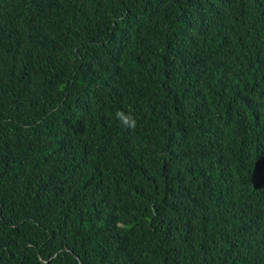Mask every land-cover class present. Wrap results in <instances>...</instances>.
Instances as JSON below:
<instances>
[{"label":"trees","instance_id":"trees-1","mask_svg":"<svg viewBox=\"0 0 264 264\" xmlns=\"http://www.w3.org/2000/svg\"><path fill=\"white\" fill-rule=\"evenodd\" d=\"M0 264H264V0H0Z\"/></svg>","mask_w":264,"mask_h":264},{"label":"clouds","instance_id":"clouds-1","mask_svg":"<svg viewBox=\"0 0 264 264\" xmlns=\"http://www.w3.org/2000/svg\"><path fill=\"white\" fill-rule=\"evenodd\" d=\"M115 118L119 122L122 129L132 130L136 126V119L131 115V111L125 112L124 110H117Z\"/></svg>","mask_w":264,"mask_h":264}]
</instances>
